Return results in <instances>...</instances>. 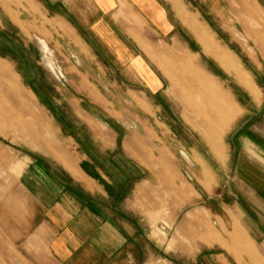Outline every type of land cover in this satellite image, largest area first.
<instances>
[{
  "label": "crops",
  "instance_id": "0c3cea01",
  "mask_svg": "<svg viewBox=\"0 0 264 264\" xmlns=\"http://www.w3.org/2000/svg\"><path fill=\"white\" fill-rule=\"evenodd\" d=\"M261 1L257 0L263 20L254 18L257 26L247 30L253 46L248 57L253 64L251 72L257 80L260 104L253 113H247L232 134L230 150L232 180L238 178L251 190L264 220V0ZM183 4L184 0H0V24L11 23L20 29L18 22L46 26L52 23L77 71L65 86L69 93L64 101L72 103L68 111L53 108L59 152L54 155L33 149L24 157V168L19 166L18 170L22 171L19 186L31 211L29 225L17 229L15 236L21 240L24 237L27 248L43 247L49 252L45 259L36 257L32 262L114 264L122 257L123 261H136V247L141 248L144 237L143 208L158 214L160 201L165 200L168 206L162 212L182 214L192 205L196 190L207 197L201 187V166L193 159L197 154L207 165L199 153L167 138L166 146L183 164L169 162L160 174L152 169L158 164H144L129 155L125 144L119 143L120 132L111 125L114 119L126 131L132 128L125 112L133 109L139 113V108L148 107L150 99L144 87L153 94L163 89V81L145 51V45L155 38L164 42L180 39V29H187L204 46L215 50L226 69L228 54L239 60L219 45L211 31L192 17ZM19 7L23 11L16 16ZM56 24L63 30L55 28ZM20 34L28 37L21 31ZM2 63L4 59L0 58V69L5 66ZM109 72L116 76L108 78ZM18 75L29 98L46 116L51 104L44 93L31 85L26 74ZM218 96L223 101L221 91ZM55 101L61 107L60 101ZM120 112L126 120L116 117ZM195 171L198 178L192 174ZM236 207L239 215L254 213L243 203L237 202ZM221 208L229 211L224 202ZM236 219L244 226L241 219ZM129 247H134V255ZM81 248L86 249L88 259H78ZM249 257L253 262L262 261L255 254Z\"/></svg>",
  "mask_w": 264,
  "mask_h": 264
},
{
  "label": "rangeland",
  "instance_id": "374dc122",
  "mask_svg": "<svg viewBox=\"0 0 264 264\" xmlns=\"http://www.w3.org/2000/svg\"><path fill=\"white\" fill-rule=\"evenodd\" d=\"M183 7L211 31L219 45L239 58L259 91L251 72L253 64L248 50L252 51L253 46L247 36L248 27L257 26L254 18L263 20L257 0H184ZM21 11L22 7L17 8L16 16ZM174 22L177 27V16ZM17 24L20 29L11 23L0 24V58L5 65L0 69V264H50L32 262L36 257L45 259L49 255L47 248H27L24 237L21 240L15 236L17 229L29 225L31 211L29 200L19 186L22 171L18 173V170L19 166L24 168V157L33 149L54 155L59 152L53 108L68 111L72 103L64 101L69 93L65 86L77 71L54 33L52 23L48 26ZM28 26L33 30L31 33ZM54 27L63 30L60 24ZM20 31L28 37L22 36ZM180 33V39L164 42L155 38L145 45L148 60L163 81V89L153 94L144 87L150 100L148 107L140 100L145 107L138 109L140 114L133 109L123 110L132 128L126 131L114 119L111 125L120 132L119 143L125 144L127 153L144 164H158L152 169L160 174L169 162L183 164L166 146L167 138L171 143L178 141L180 147L199 153L208 165H200L202 183L206 187L200 186L207 197L200 196L196 190L191 197L192 205L182 214L162 212L168 206L165 200L160 201L158 214L143 208L144 237L141 248L136 247L137 260L123 261L122 257L114 264H157L158 261L159 264H264L263 215L258 200L246 184L238 178L232 180L230 150L232 134L247 113L257 109L260 93L255 95L242 85L218 59L215 50L204 46L193 31L180 29ZM18 73L26 74L31 85L48 99L51 111H47L46 116L23 89ZM115 76L109 72L108 78ZM220 91L232 102L222 101L218 96ZM55 99L60 101L61 107ZM221 108L233 113L228 120L224 112V122L217 126L214 116L218 111L221 114ZM122 114L116 117L126 120V115ZM214 137L219 139V145L214 143ZM216 146L221 149L219 152ZM192 174L195 178L198 176L196 171ZM196 185L199 186L198 181ZM222 202L228 205V212L222 210ZM237 202L246 208L248 205L254 213L239 215ZM236 216L244 226L238 223ZM80 251L78 259L89 258L86 249ZM129 251L134 255V247H129ZM252 254L262 261L253 262L249 257ZM8 258L10 261H5Z\"/></svg>",
  "mask_w": 264,
  "mask_h": 264
},
{
  "label": "bare ground",
  "instance_id": "6f19581e",
  "mask_svg": "<svg viewBox=\"0 0 264 264\" xmlns=\"http://www.w3.org/2000/svg\"><path fill=\"white\" fill-rule=\"evenodd\" d=\"M228 54V53H227ZM228 57L227 58V62H228V65L226 66L227 67V70L232 73L237 79L238 81L244 85L246 88H248L253 94L255 95H258V89L256 87V85L254 84V82L252 81L251 77H250V74L248 73V71H246L244 69V67L242 66L240 60H236L232 55L228 54ZM252 76V75H251ZM230 100V99H229ZM223 101H228V97L224 96L223 95ZM231 101V100H230ZM228 101V104L229 102ZM232 102V101H231ZM226 106H227V103H226ZM222 109V108H221ZM212 112V111H211ZM225 112V118L230 120L231 117H232V110H228L227 108H223L222 109V112L221 114L218 112H216L215 116H214V120L217 124V126H219L221 124V122L223 121V113ZM212 118V117H211ZM213 119V118H212ZM228 120L226 122H228ZM224 122V121H223ZM214 143L219 145V139H217V137H214ZM218 146H216L215 150L218 152L219 150L217 149ZM193 159L194 161H196L199 165H203V166H207L206 163L199 158V156L195 155L193 156Z\"/></svg>",
  "mask_w": 264,
  "mask_h": 264
}]
</instances>
